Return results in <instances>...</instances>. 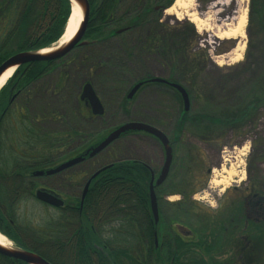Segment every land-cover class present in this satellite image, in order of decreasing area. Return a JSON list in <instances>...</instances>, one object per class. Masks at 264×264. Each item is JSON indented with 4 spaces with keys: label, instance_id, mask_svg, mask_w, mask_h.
Returning a JSON list of instances; mask_svg holds the SVG:
<instances>
[{
    "label": "trees",
    "instance_id": "obj_1",
    "mask_svg": "<svg viewBox=\"0 0 264 264\" xmlns=\"http://www.w3.org/2000/svg\"><path fill=\"white\" fill-rule=\"evenodd\" d=\"M88 1L90 12L82 37L85 43L75 45L59 59L19 65L0 89V232L14 245L32 250L52 264H157V261L174 264L183 236L173 220L164 228L165 232L159 233L160 222H154L149 203L150 166L140 160L109 161L86 171L82 189L88 176L110 164L91 180L81 205L80 193L77 198H67L61 207L38 202L35 209L30 206L38 214L32 212L28 219L19 213L23 203L27 205L35 199L34 191L39 186L33 180L34 171L54 167L79 155L104 137L105 130L98 136L82 132L79 121L86 116L76 105L55 108L39 98L50 93L61 96L63 104L72 100L71 103L89 109L79 99L78 89L90 82L100 97L97 83L84 79L74 94L67 92L70 66L81 64L92 72H101L108 90L121 94L119 104L127 113L126 105L130 102L127 89L132 86L128 79L132 73L129 61L143 53L154 54L169 69L165 80L180 84L190 100V108L185 111L180 94L170 85L148 81L142 85L158 84L177 95L179 110L173 127V143L185 129L201 140L218 141L227 132L239 131L253 121L257 109L264 104V0H250L248 15V26H256L257 38L262 43L259 75L246 84L238 107L205 104L204 109L199 107L195 112H192V103L199 102L203 93L198 79L209 57L205 49L195 50L192 27L191 32L186 33L159 21V12L170 7L174 0H163L159 4L154 0H130L129 7L128 0ZM70 11L69 0H0V64L14 53L47 48L57 42ZM120 29L122 31L118 32ZM46 77H53V82L47 86L42 84ZM149 78V75L142 76L136 83ZM47 122L66 124L67 128H46ZM142 122L166 134L156 123ZM128 133L134 131L122 135ZM78 140L84 143L68 152L60 150ZM189 159L193 165L188 177L196 178L203 188L208 174L204 157L198 155ZM88 160L89 157L80 163ZM178 164L173 151L171 165ZM170 183L171 179L167 178L155 185L156 197L159 193H176L180 198L171 204L177 212L193 209L191 195L196 188L186 187L192 180L184 187L171 189ZM239 206L236 203L235 209L220 213L202 212L206 228L194 230L195 234L190 230L192 234L186 238L194 242L222 231L227 245H238L222 260L232 259L231 264H264V234L248 237L251 242L247 247L238 237L227 235L225 223L229 228L231 218L238 222L239 228L243 225ZM155 233L156 237L161 235L158 245ZM202 233L205 234L201 236ZM160 249H163L162 255H158ZM0 264L26 263L0 254Z\"/></svg>",
    "mask_w": 264,
    "mask_h": 264
},
{
    "label": "rangeland",
    "instance_id": "obj_2",
    "mask_svg": "<svg viewBox=\"0 0 264 264\" xmlns=\"http://www.w3.org/2000/svg\"><path fill=\"white\" fill-rule=\"evenodd\" d=\"M154 1L159 4L163 0ZM181 1L183 3L188 2V6H174L173 9L167 10L174 4L173 2L170 7L159 12V21L172 27H178L180 31L186 33L191 32L192 27V33H194L192 37H194V42H196L195 50L200 48L207 51L209 61L202 76L198 79L199 89L203 93L199 98V102L192 103V112H195L199 107L204 109L205 104L238 107L245 94L244 91L247 89L246 84L259 75L262 63V55L260 54L262 43L257 38L256 26L253 24L248 26L250 0H235L239 6L234 1H229L227 10L223 12V15L229 17L234 10L238 11L233 14L236 18L227 21L224 25L217 21V10L209 8L213 0ZM127 2L129 7L130 0ZM191 7H195V9L190 11ZM190 13L194 15L191 16L192 14L190 15ZM213 33L218 35L219 38H212L211 40L214 43L209 44L208 39L212 37ZM76 55L77 53L73 56ZM225 55H229V57L217 62L218 57ZM76 62L78 61L76 60ZM129 63L132 73L128 79L132 86L140 77L145 75L162 79L169 76L167 65L154 54H140L136 59H131ZM92 71L91 68L86 69L81 64H72L68 77L69 88L67 92L68 95L74 94L78 85L84 79L90 78L91 81L97 83V91L104 108L103 114L94 115L88 108H83L77 103H71L72 100L63 104L64 102L60 99L61 96L51 95L50 93L41 95L39 100L45 99L44 103L49 102L55 108H73L76 105L77 109H81L82 114L86 116L80 117L79 121L82 132L85 135L96 134L98 136L105 130L103 132L105 136L113 128L128 121H151L166 130L171 146L172 144L174 145L175 159L177 158L179 163L178 165L170 166L166 177V179H171L169 188L184 187L188 180H192V183L186 187L192 186L196 190L191 195L194 208L180 213L171 204L179 200V194L169 192L157 194V197H160L159 200L157 199V202H159V233L165 232L164 228L170 224L171 220L177 223L176 230L180 235L188 234L187 229L195 234L194 230L206 228V222H203L201 218L202 212L207 211L213 214L220 198H235L246 180H244L246 173L248 176L253 177L254 180L262 176L261 169L264 161V104L257 109V116L253 118L252 122H249L246 126L244 125L239 131L233 129L227 132L218 141L201 140L195 134L189 133L188 129H185L174 144L173 127L179 110V101L176 94L163 86H158V84L150 85L147 83L133 94L130 102L126 105L127 113H124L119 104L121 94H115L108 90L101 72ZM50 82H53V77H46L42 80V84L45 83L46 86ZM130 88L128 87V92ZM78 90L81 92V88ZM47 123L48 125H44V127L53 130L67 128L66 124ZM83 143V141L78 140L67 148H61L60 150L68 152ZM241 143L244 146L243 149L241 148ZM198 155L204 157V163L210 168L203 188H200L201 185L196 178L188 177L193 165L189 157L195 158ZM163 156L162 146L157 139L144 132L128 133L117 138L105 149L90 157L85 163H78L59 173L34 176L33 180L39 187L49 188L65 198V200L67 198H77L82 191L86 171L89 172L100 164L118 160H140L152 168L154 177L157 178L164 162ZM181 158H183V161ZM178 159L181 160L178 161ZM218 162H222V165L227 168L232 167L233 173L230 177L221 170L222 166H219ZM180 164L183 165L180 166ZM212 170H215L214 175ZM187 178L188 180H186ZM213 179H227L228 183L220 191L222 186H215ZM233 180L240 184L239 190L231 191ZM30 202L27 205L23 203L19 209V213L24 214L27 219L31 218L32 212H36V210L32 211L30 206L35 209L40 201L34 199L31 204ZM36 214L38 213L36 212ZM191 232L188 236L192 234ZM160 236L157 237V245L159 243L158 240H161ZM210 237L208 239L210 242L207 241V243H205L206 241L203 238L191 242L190 239L182 237L183 239L181 238L179 241V254L174 264H217L216 260L208 259L207 257L212 255L209 252L214 250L215 245L222 244V239L219 234ZM198 245L204 247L207 256H201L197 248H195ZM162 251L163 249L157 250L158 255H162ZM205 259H208L207 262H205ZM156 263L164 264V262L158 263V261Z\"/></svg>",
    "mask_w": 264,
    "mask_h": 264
},
{
    "label": "water",
    "instance_id": "obj_3",
    "mask_svg": "<svg viewBox=\"0 0 264 264\" xmlns=\"http://www.w3.org/2000/svg\"><path fill=\"white\" fill-rule=\"evenodd\" d=\"M76 3L83 9V16L79 23V26L76 30L75 35L73 38L62 48L54 50L52 52H49L47 54H41L39 53V50H30V51H21L14 53L13 55L9 56L4 62L0 64V74L8 67L14 66L15 69L24 63L36 61V60H54L59 59L66 55L71 49L74 48L77 44H84L85 42L82 40L83 34L85 32L88 18H89V12H90V5L88 0H75ZM70 5L71 1L69 0ZM71 12V11H70ZM68 22V21H67ZM67 22L65 25L64 30L67 27ZM122 31V29L118 30ZM13 71V72H14ZM159 82V83H166L170 85L172 88H174L181 96L182 102H183V108L185 111L188 110L190 105V100L188 93L186 90L178 83L175 82H169L165 79L158 78V77H152L147 80L139 81L135 83L127 93V98L130 99L133 94L139 89V87L144 82ZM79 99L84 101L86 105L89 106L90 111L94 115H101L104 112L103 104L99 98V96L96 94L95 90L92 87V84L90 82H85L81 87V92L79 94ZM128 131H134V132H144L147 133L153 137H155L161 144L163 152H164V162L160 169L159 175L156 179H154V173L151 172L150 182H149V203H150V210L154 219V222H158V215H159V209H158V202L157 197L154 191V186L160 185L167 177L172 158H173V149L170 144V140L163 131H161L159 128L152 126L146 122L142 121H128L125 122L115 128H113L111 131H109L97 144L89 147L87 150H85L82 154L74 156L72 158H69L66 161H63L59 164H57L54 167L45 169V170H36L33 172V176H42V175H51L58 173L60 171H63L73 165H76L83 161L86 157H92L105 149L109 144H111L113 141H115L117 138H119L123 133ZM110 164L105 165L99 169H97L95 172H93L89 178L86 180L82 192H81V201L80 205L82 204V200L84 199V196L88 190L89 184L91 180L102 170L109 167ZM34 197L38 201L45 203L47 205L53 206V207H61L64 204L63 199L57 195L54 191L48 190L44 187H39L34 191ZM2 234V233H1ZM4 235V234H3ZM5 236V235H4ZM155 236V244H157V237L156 233ZM10 240V239H9ZM12 243V241L10 240ZM13 245V249H5L0 246V254L9 256L11 258H14L16 260H20L26 264H52L47 259H45L43 256L39 255L38 253L27 250L21 247H18L16 245Z\"/></svg>",
    "mask_w": 264,
    "mask_h": 264
},
{
    "label": "flooded vegetation",
    "instance_id": "obj_4",
    "mask_svg": "<svg viewBox=\"0 0 264 264\" xmlns=\"http://www.w3.org/2000/svg\"><path fill=\"white\" fill-rule=\"evenodd\" d=\"M250 122H252V121H250ZM263 133H264V127H263ZM151 137H153V136H151ZM153 138H155V137H153ZM240 145H241V148L243 149L244 146H242V143ZM72 157H74V156H72ZM72 157H70V158H72ZM86 158H88V157H86ZM163 158H164V156H163ZM68 159H66V160H68ZM66 160H64V161H66ZM218 165L222 166V162H218ZM150 171L153 172L151 167H150ZM209 171H210V168H207V172H209ZM60 172H62V171H60ZM261 173H262V176H260L257 180H254L253 177L248 176L246 173V176L244 178V180L245 179L246 180L244 181V184H243L241 190L238 189L240 184L237 183L236 180H233L231 191L238 189L239 190L238 191L239 196L237 195L235 198H231V199L220 198L218 201V204H217V208L215 210V213H220V212H223L225 210L235 209L236 203H238L240 205L239 208L241 210L242 215L239 216V219L242 220L243 225L239 228V224H238V222H236V220L234 218L230 219V222H231L230 225L231 226L229 228H227L228 227L227 223H225V225H226L227 235L238 237L239 238L238 241L243 242L246 247L251 242V239L248 240V237L264 234V161L262 163ZM154 179H156V178L154 177ZM47 189L51 190L49 188H47ZM56 194L59 195L58 193H56ZM60 197L65 202V198H63L62 196H60ZM187 233L188 234H184L185 236L184 235H181V236H183L184 238L187 237L190 233V231L188 229H187ZM208 234L209 233L207 232V235ZM215 234H219L221 236L222 244L219 243L218 245H215L214 250L212 252H209V253H212V255L207 257V258L216 260L217 264H231L232 259L227 261V260H222V258H224V256L228 255V253L235 251L236 248L238 247V245H236V244H228L227 245V239L223 236L222 231H219V232L217 231V233L211 234L210 236H214ZM210 236L206 237V239L203 237V239H205L206 243H207V241L210 242V240H208L211 238ZM197 250L201 254V256L206 255L204 247L199 246V247H197ZM207 260L205 259V262H207Z\"/></svg>",
    "mask_w": 264,
    "mask_h": 264
},
{
    "label": "bare ground",
    "instance_id": "obj_5",
    "mask_svg": "<svg viewBox=\"0 0 264 264\" xmlns=\"http://www.w3.org/2000/svg\"><path fill=\"white\" fill-rule=\"evenodd\" d=\"M71 1V12L70 15L68 17V22H67V27L64 30L63 34L61 35V37L58 39L57 42H55L53 45H51L50 47L47 48H43L39 50V53L41 54H47L49 52H52L54 50L60 49L63 46H65L75 35L76 30L79 26V23L82 19L83 16V9L76 3L75 0H70ZM229 1L231 0H213L209 6L210 9H216L217 10V21H219L221 24H225L227 21L233 20L236 17L233 16L234 13H237L238 10H234L229 17H225L223 15V12H225L227 10ZM235 4H237L239 6V4L235 1ZM241 1V0H240ZM188 2L187 3H183L181 0H175L174 4L168 8L167 10H171L174 8V6L178 7V6H184L187 5L188 6ZM195 7H191L190 11L194 10ZM192 14V15H191ZM191 16H193V13H190ZM212 38H219L218 35L216 34H212V37L210 39H208V43L209 44H213L214 42L211 40ZM229 57V55H225L222 57H218V61L217 62H221L223 59H227ZM14 71V66H10L8 68H6L1 74H0V89L2 88V86L6 83V81L10 78V76L12 75ZM221 170L223 172H225L228 177H230V175L233 173V169L232 167H225L222 165ZM215 170H212V174L214 175ZM228 179V178H227ZM227 179L224 180H216L213 179V183L215 186L221 185L222 188L220 189V191H222L224 189V187L227 185L228 181ZM242 179V178H241ZM0 246L5 248V249H9L12 250L13 249V245L10 242V240L4 236L3 234L0 233Z\"/></svg>",
    "mask_w": 264,
    "mask_h": 264
}]
</instances>
